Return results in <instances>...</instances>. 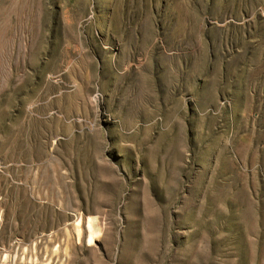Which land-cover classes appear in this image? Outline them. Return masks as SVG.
Wrapping results in <instances>:
<instances>
[{
  "label": "rangeland",
  "instance_id": "obj_1",
  "mask_svg": "<svg viewBox=\"0 0 264 264\" xmlns=\"http://www.w3.org/2000/svg\"><path fill=\"white\" fill-rule=\"evenodd\" d=\"M0 264H264V0H0Z\"/></svg>",
  "mask_w": 264,
  "mask_h": 264
}]
</instances>
